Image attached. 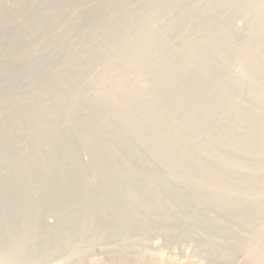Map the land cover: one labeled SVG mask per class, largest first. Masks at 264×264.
<instances>
[{
    "label": "rangeland",
    "instance_id": "1",
    "mask_svg": "<svg viewBox=\"0 0 264 264\" xmlns=\"http://www.w3.org/2000/svg\"><path fill=\"white\" fill-rule=\"evenodd\" d=\"M156 237V264L264 242V0H0V248Z\"/></svg>",
    "mask_w": 264,
    "mask_h": 264
},
{
    "label": "bare ground",
    "instance_id": "2",
    "mask_svg": "<svg viewBox=\"0 0 264 264\" xmlns=\"http://www.w3.org/2000/svg\"><path fill=\"white\" fill-rule=\"evenodd\" d=\"M55 227L56 226H54V228ZM59 228L60 227H58L57 229ZM82 231L83 230L80 229L78 230V232H82ZM51 233L58 234L55 232H51ZM56 237L58 236L47 234L48 244L51 243L52 241L58 240V238ZM159 239L160 238L156 237L151 240L150 247L144 250V252L139 254L138 260L136 262L137 264H156L158 262L157 252L159 253L161 249H163V246L158 242ZM124 245L125 246L122 245L120 247H114L112 249V252L117 253L118 255L129 253L130 249L126 247V244ZM51 250H55V252L51 254H46L45 256L49 259L51 257L52 259L46 260L44 258L45 256L39 258L36 256V254L33 251L26 248L3 247L0 248V264H52L53 262L58 260L62 261V264H72V261L75 262V264H81L87 251L85 246H77L75 242H71V241L58 242L53 246ZM180 254H181L180 257L186 259L190 258L188 255L189 252L185 253L183 250H181ZM245 254H246V258L249 257L250 264L253 262H257V264H264V242L263 241L251 242L249 245V249L246 251Z\"/></svg>",
    "mask_w": 264,
    "mask_h": 264
}]
</instances>
